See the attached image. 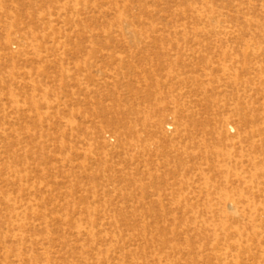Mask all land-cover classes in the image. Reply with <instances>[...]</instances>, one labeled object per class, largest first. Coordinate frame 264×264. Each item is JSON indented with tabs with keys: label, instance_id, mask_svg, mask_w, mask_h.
<instances>
[{
	"label": "rangeland",
	"instance_id": "1",
	"mask_svg": "<svg viewBox=\"0 0 264 264\" xmlns=\"http://www.w3.org/2000/svg\"><path fill=\"white\" fill-rule=\"evenodd\" d=\"M0 264H264V0H0Z\"/></svg>",
	"mask_w": 264,
	"mask_h": 264
}]
</instances>
